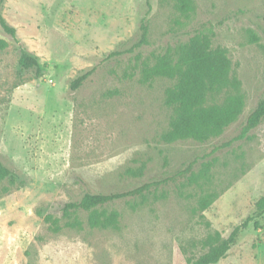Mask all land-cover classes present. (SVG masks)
<instances>
[{"label":"rangeland","instance_id":"1","mask_svg":"<svg viewBox=\"0 0 264 264\" xmlns=\"http://www.w3.org/2000/svg\"><path fill=\"white\" fill-rule=\"evenodd\" d=\"M193 2L185 17L171 0H2L16 39L0 26L7 41L0 49V160L25 185L5 191L7 181L0 183V264H186L207 250V234L227 237L255 212L264 194V117L237 135L264 96V0ZM195 33L226 50L229 76L239 82L227 92L241 94L245 105L218 136L167 143L161 134L173 111L165 90L174 80L142 82L141 69ZM21 45L38 58L40 77L18 65ZM225 94L208 95L207 103ZM160 179L144 200L96 206L119 213L116 227H90L85 210L63 215L62 206L86 191ZM208 192L217 197L199 210ZM47 212L61 224L77 216L82 225L53 232ZM214 264H264V214Z\"/></svg>","mask_w":264,"mask_h":264},{"label":"trees","instance_id":"2","mask_svg":"<svg viewBox=\"0 0 264 264\" xmlns=\"http://www.w3.org/2000/svg\"><path fill=\"white\" fill-rule=\"evenodd\" d=\"M176 10L183 16H190L194 10L193 0H171ZM2 0H0V3ZM264 19V15H263ZM0 26L14 39L15 28L7 23L0 11ZM142 38L146 35V25H141ZM7 41L0 39V49L6 47ZM18 65L22 69H33L34 76L40 77L43 67L38 58L30 54L24 46H20ZM230 59L226 50L221 47H212L210 37L204 33H195L187 41L177 45L174 52L166 51L155 56L152 64H144L141 69V81L148 82L155 77H166L174 83L165 90V102L172 108L169 128L161 134L164 142H173L191 138L204 142L222 133L224 128L235 121L241 114L245 102L241 94L228 93L229 89L238 87V80L229 76ZM91 70L74 78L70 84L76 89L88 77ZM225 92L221 102L207 103L208 95H219ZM264 117V96L258 100L254 109L248 114L244 125L237 137H243L248 131L255 128ZM129 175H137L140 170L127 168ZM6 180L9 187H21L25 180L20 174L6 166L0 160V183ZM165 180H154L124 191L110 193L86 191L77 200L66 202L62 206L63 215H69L81 210L88 211L87 224L90 227H116L119 213L116 210L96 209L117 199L140 196L146 199V193L155 190ZM217 197V193L208 192L198 199V209H206ZM41 214V211H37ZM264 214V194L255 202V212L247 216L236 225L227 237H222L218 231H213L202 239L207 250L196 258L188 259L186 264H214L217 263L230 247L235 243L239 232L245 229L249 222ZM43 220L53 232L63 227H81L82 222L77 216L66 219L62 224L60 218L47 212ZM208 223V222H206ZM254 226L258 227L256 221Z\"/></svg>","mask_w":264,"mask_h":264}]
</instances>
